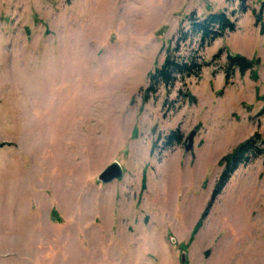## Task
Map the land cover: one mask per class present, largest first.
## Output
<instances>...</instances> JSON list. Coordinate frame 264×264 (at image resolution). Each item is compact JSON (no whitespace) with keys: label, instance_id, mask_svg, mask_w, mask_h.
Returning a JSON list of instances; mask_svg holds the SVG:
<instances>
[{"label":"rangeland","instance_id":"374dc122","mask_svg":"<svg viewBox=\"0 0 264 264\" xmlns=\"http://www.w3.org/2000/svg\"><path fill=\"white\" fill-rule=\"evenodd\" d=\"M244 1L0 0V264H264V155L208 208L223 157L264 140V0ZM221 10L212 64L148 94L182 20ZM222 47L260 62L227 81Z\"/></svg>","mask_w":264,"mask_h":264},{"label":"trees","instance_id":"16d2710c","mask_svg":"<svg viewBox=\"0 0 264 264\" xmlns=\"http://www.w3.org/2000/svg\"><path fill=\"white\" fill-rule=\"evenodd\" d=\"M246 10L247 5L242 0L240 12H245ZM234 15L235 13H228L226 10H221L218 12H210L206 16L201 17L195 11H192L187 18L182 20L178 37L167 48L164 62L150 74L149 85L146 89L147 93L155 95L162 86L167 92H171V89L177 81H180L182 85H186L187 78L199 77L203 68L210 66L213 62L206 61L202 57V49L211 45L216 39L224 37L227 32L236 31L237 19H234ZM185 21H188V26L184 25ZM191 43H195V45L191 46ZM185 48H190L188 53ZM224 52H226L227 57V64L224 71L227 81L235 74L236 70L241 75H244L248 71L253 70L260 62V59H249L245 56L235 54L227 48L225 49V47L218 50L213 56V60L220 59ZM178 92L182 95L183 100L189 99L191 103L197 101V98L189 91L184 92L182 89H179ZM261 113H264V110ZM183 138V132L177 128L165 137L164 142L166 146L171 147L175 144L182 143ZM2 145L3 143H0V146ZM262 155H264V140L257 133L250 139L239 144L230 154L223 157L220 163L224 169L211 195L208 208L211 207L233 172L241 164H249L254 158ZM206 215L207 212L205 211L202 219Z\"/></svg>","mask_w":264,"mask_h":264},{"label":"water","instance_id":"95a60500","mask_svg":"<svg viewBox=\"0 0 264 264\" xmlns=\"http://www.w3.org/2000/svg\"><path fill=\"white\" fill-rule=\"evenodd\" d=\"M197 134V130H193L184 140V147L186 151H190L194 147V139ZM125 175L123 165L119 161L110 163L104 168L98 175V180L104 184L110 183L114 180L121 179ZM187 260L186 252L182 253V262Z\"/></svg>","mask_w":264,"mask_h":264}]
</instances>
